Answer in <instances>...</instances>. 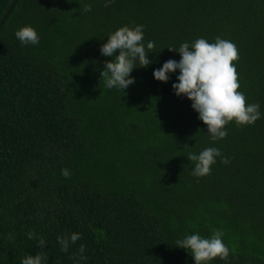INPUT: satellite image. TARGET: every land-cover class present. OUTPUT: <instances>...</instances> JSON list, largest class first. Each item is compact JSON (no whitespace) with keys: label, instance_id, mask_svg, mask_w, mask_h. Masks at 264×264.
<instances>
[{"label":"trees","instance_id":"16d2710c","mask_svg":"<svg viewBox=\"0 0 264 264\" xmlns=\"http://www.w3.org/2000/svg\"><path fill=\"white\" fill-rule=\"evenodd\" d=\"M10 1L0 0V17ZM104 4L14 0L0 22V264L37 251L47 264H74L81 244L80 264H194L175 241L213 230L230 254L209 264H264V0ZM125 25H143L145 46L155 47L123 92L105 87L100 72L112 57L100 47ZM24 26L37 45L16 38ZM217 37L237 47L238 90L261 118L229 122L227 137L212 141L192 101L173 92L179 70L167 83L153 71L180 60L168 48ZM208 147L229 163L217 157L210 175L195 177L187 157ZM74 232L81 239L62 252L57 237Z\"/></svg>","mask_w":264,"mask_h":264},{"label":"clouds","instance_id":"9594fccd","mask_svg":"<svg viewBox=\"0 0 264 264\" xmlns=\"http://www.w3.org/2000/svg\"><path fill=\"white\" fill-rule=\"evenodd\" d=\"M113 0H105L104 7H110ZM91 4L83 6V12H90ZM21 45H37L39 35L31 26H24L15 32ZM154 41L144 43V26L136 25L132 28L125 25L107 37V42L100 47V53L105 57H112L105 61L100 77L104 79L105 87L117 88L124 92L136 83L131 78L132 71L139 67L147 68L153 61L148 59V53L153 52ZM170 52H178L180 60L169 59L159 69L153 71L155 80L167 83L169 74L179 70L176 76L178 83L172 84L176 96L187 97L192 101L191 107L199 115L198 118L207 126V132L212 141L227 137L225 126L232 121L238 126L252 125L261 118L258 103L248 104L246 97L238 89L240 84L234 61L239 60L238 49L228 40L216 38L209 43L204 38L196 39L191 45L181 43L179 49L170 47ZM119 53L115 55V53ZM188 148L187 145L184 146ZM220 157L222 164H228L229 159L224 157L219 148L208 147L198 155L189 153L187 159L194 162L192 175L203 177L211 174L212 165ZM61 175L70 178V170H61ZM223 232L213 230L210 238H202L199 234L188 235L175 241L176 247L183 248L191 253L194 264H209L215 258L227 260L230 249L223 243ZM28 239H36L37 246L47 244L43 237H37L34 231L27 233ZM11 235L9 240H11ZM81 239L80 233H71L58 236L57 241L61 251L67 253L70 246ZM86 246L81 244L78 253L70 257L74 264L86 260L84 255ZM46 251H37L33 255H26L21 264H47Z\"/></svg>","mask_w":264,"mask_h":264},{"label":"water","instance_id":"95a60500","mask_svg":"<svg viewBox=\"0 0 264 264\" xmlns=\"http://www.w3.org/2000/svg\"><path fill=\"white\" fill-rule=\"evenodd\" d=\"M13 1H14V0H11V1L9 2V4L7 5V7L5 8L3 14H2L1 17H0V22H1V20L3 19L4 14H5V13L7 12V10L9 9L10 5L13 3Z\"/></svg>","mask_w":264,"mask_h":264}]
</instances>
